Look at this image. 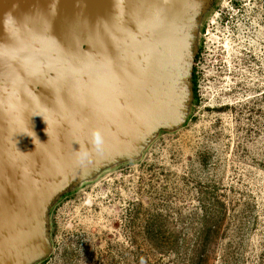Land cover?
<instances>
[{
  "label": "water",
  "instance_id": "obj_1",
  "mask_svg": "<svg viewBox=\"0 0 264 264\" xmlns=\"http://www.w3.org/2000/svg\"><path fill=\"white\" fill-rule=\"evenodd\" d=\"M213 2L0 0V264L47 259L64 195L186 123Z\"/></svg>",
  "mask_w": 264,
  "mask_h": 264
},
{
  "label": "rangeland",
  "instance_id": "obj_2",
  "mask_svg": "<svg viewBox=\"0 0 264 264\" xmlns=\"http://www.w3.org/2000/svg\"><path fill=\"white\" fill-rule=\"evenodd\" d=\"M225 6L186 123L64 195L37 264H264V10Z\"/></svg>",
  "mask_w": 264,
  "mask_h": 264
},
{
  "label": "flooded vegetation",
  "instance_id": "obj_3",
  "mask_svg": "<svg viewBox=\"0 0 264 264\" xmlns=\"http://www.w3.org/2000/svg\"><path fill=\"white\" fill-rule=\"evenodd\" d=\"M252 1H255L256 3L261 1V5H256V4L252 3ZM225 3H227L228 6L230 5L232 10H234V9L238 10L237 12H239V13L242 11H246V9H248V8H257L258 6H260V8L264 10V0H214L210 11L204 17L203 26H205V21H206V18L209 16V14H212L213 12H216V11H221V12L226 13V11H224V9H223V8L227 7V6H225ZM227 10L229 11V8H227ZM202 30H203V28H202ZM200 55H201V39L199 42V50H198V53L196 55L195 68H197V63H198V60L200 58ZM195 99L196 98H194V101H195Z\"/></svg>",
  "mask_w": 264,
  "mask_h": 264
},
{
  "label": "clouds",
  "instance_id": "obj_4",
  "mask_svg": "<svg viewBox=\"0 0 264 264\" xmlns=\"http://www.w3.org/2000/svg\"><path fill=\"white\" fill-rule=\"evenodd\" d=\"M21 133H26L29 136L35 137V133L32 132L27 124L24 125V127L21 129ZM38 140V138H36ZM104 134L102 130L96 128L92 129L90 132V138L88 140V143L93 146L97 151L100 150L102 144H103ZM89 149L87 147L81 146L78 151L74 153L75 158L78 162H83L81 157L84 159H87L89 157Z\"/></svg>",
  "mask_w": 264,
  "mask_h": 264
},
{
  "label": "trees",
  "instance_id": "obj_5",
  "mask_svg": "<svg viewBox=\"0 0 264 264\" xmlns=\"http://www.w3.org/2000/svg\"><path fill=\"white\" fill-rule=\"evenodd\" d=\"M198 73H197V68H194V72H193V89H194V98L197 97V91H198Z\"/></svg>",
  "mask_w": 264,
  "mask_h": 264
}]
</instances>
